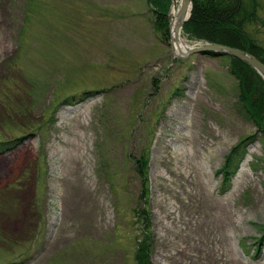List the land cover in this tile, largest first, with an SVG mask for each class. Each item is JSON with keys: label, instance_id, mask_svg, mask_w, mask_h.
<instances>
[{"label": "rangeland", "instance_id": "1", "mask_svg": "<svg viewBox=\"0 0 264 264\" xmlns=\"http://www.w3.org/2000/svg\"><path fill=\"white\" fill-rule=\"evenodd\" d=\"M256 4L245 30L264 47ZM154 8L0 0V140L22 138L0 156V264H135L145 240L150 264H207L226 248L264 264V133L239 112L227 61L176 57L169 30L153 34ZM72 95L83 99L61 103ZM250 136L225 188L224 158ZM211 200L227 215L199 228L191 207Z\"/></svg>", "mask_w": 264, "mask_h": 264}, {"label": "trees", "instance_id": "2", "mask_svg": "<svg viewBox=\"0 0 264 264\" xmlns=\"http://www.w3.org/2000/svg\"><path fill=\"white\" fill-rule=\"evenodd\" d=\"M192 1L191 16L183 26V33L187 39L195 42L222 44L244 50L254 55L264 65V47L245 30V27L258 24L256 17V0H190ZM152 6H156L155 19L152 21L153 34L160 39L168 35L167 10L170 0H149ZM223 23V24H222ZM208 59L223 58L227 61L229 74L234 78L238 109L242 115H246L255 124L261 127L264 133V83L260 76L245 62L234 57L222 56L213 52H204ZM84 95V94H83ZM83 95L67 97L62 104L83 99ZM82 97V98H79ZM53 119V118H52ZM264 135V134H263ZM250 136L245 141L236 144L225 156V163L218 171L223 176L224 186L227 188L231 178L237 172L239 164L247 152V142L253 140ZM22 138L16 140H0V156L10 153ZM148 157L143 155L138 161H134L135 172L142 183L147 181ZM146 184V183H145ZM224 188V189H225ZM261 243H264V228L262 230ZM148 240L143 241L136 248L134 256L135 264H150Z\"/></svg>", "mask_w": 264, "mask_h": 264}, {"label": "water", "instance_id": "3", "mask_svg": "<svg viewBox=\"0 0 264 264\" xmlns=\"http://www.w3.org/2000/svg\"><path fill=\"white\" fill-rule=\"evenodd\" d=\"M172 6H171V12L168 14V30L170 34V44L172 48V42L177 41L179 34H181V30L183 25L187 22V20L190 18L191 15V1L190 0H179V6L176 9V16H175V26H172V10L175 9L176 0H171ZM188 8V11H187ZM185 52H182L184 56H181L182 54L174 55L176 57H187L189 54H202L204 52H213L219 55H225L234 57L242 62L247 63L253 70H255L256 73L259 74L261 77V80L264 83V65L255 57L249 54L248 52H245L244 50H238L233 47H227L224 45H218L215 43H204L200 44L197 47H189L185 48Z\"/></svg>", "mask_w": 264, "mask_h": 264}, {"label": "bare ground", "instance_id": "4", "mask_svg": "<svg viewBox=\"0 0 264 264\" xmlns=\"http://www.w3.org/2000/svg\"><path fill=\"white\" fill-rule=\"evenodd\" d=\"M175 9H173L172 11L174 12ZM188 11V8H187ZM172 12V16L174 17L172 19V26H175V16L176 13ZM172 51L175 55H180L182 54V52H185V48H189V46H187L184 42L183 39L181 37V34H179V37L177 39V41L172 42ZM199 186V184H198ZM178 188L180 189V185L178 186ZM180 192H178L179 195ZM200 194L202 197V202L204 203L206 200V197L204 194L202 193H198ZM195 197H197V193L194 194ZM177 203V202H176ZM207 203V202H206ZM204 203V205L206 204ZM178 204L180 205V203L178 202ZM204 205L202 207V210H204L203 212H199L198 210H195V206L193 205L191 207V211L193 212V215H196L197 218L194 222L195 225L199 226V228L201 226L206 225L205 223L207 222H215L218 223V216L220 217L219 219L224 218L227 213V204H225L224 202H214L211 200V202L209 204H207L206 208H204ZM174 210L173 212H171L170 214L174 216V212H178L179 215L177 217H179L181 219L182 216H180V213L183 212L182 206L181 207H177L175 208V204H174ZM172 207V208H173ZM195 211V213H194ZM190 212L187 210L185 211V213H183V216L187 217V215ZM176 216L171 218L172 219V223L174 222V220L177 218ZM217 219V220H215ZM176 234H178V232H176ZM224 239V238H223ZM226 239V238H225ZM230 250L228 248L225 249V251L223 249H219V250H213L211 251V253H209V255L206 257L207 258V264H239V260L236 257H233L231 254H228ZM184 252V250H183Z\"/></svg>", "mask_w": 264, "mask_h": 264}]
</instances>
